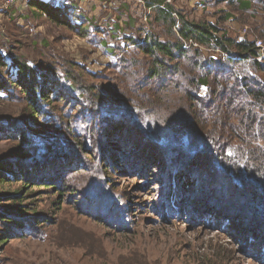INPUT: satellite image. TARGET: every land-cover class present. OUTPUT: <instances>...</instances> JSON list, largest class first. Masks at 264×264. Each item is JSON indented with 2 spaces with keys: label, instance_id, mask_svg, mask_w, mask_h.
Masks as SVG:
<instances>
[{
  "label": "trees",
  "instance_id": "obj_1",
  "mask_svg": "<svg viewBox=\"0 0 264 264\" xmlns=\"http://www.w3.org/2000/svg\"><path fill=\"white\" fill-rule=\"evenodd\" d=\"M135 1L144 2L155 24L167 27L172 37L163 39L156 30L142 41L125 37L115 47L123 57L108 68L116 72L115 82L120 73L118 89L99 83L108 79L106 74L88 73L71 62L56 71L12 56L13 66H9L0 54V102L23 106L21 119H0V142L15 143L0 154V203H8L7 210L19 203L15 209L22 214L20 203L31 190L27 186L34 184L29 181L32 173L35 183L51 190L55 176L47 178L48 174L57 169L68 175L85 168L86 156L111 167L118 159L117 150L111 143L102 150L101 142L120 138L123 153L132 154L137 166H143L151 155L156 158L154 166L162 167L165 159L170 160L163 177L180 184L182 194L197 181L178 172L201 170L204 179L198 185L206 189L200 195L219 198L210 202L201 198V202L236 228L243 231L244 226L261 234L264 253V0H212L248 18L251 34L241 41L222 28L224 22L236 19L227 13L217 23L195 22L169 0ZM27 6L29 16L8 12L11 28L30 20H47L83 37L90 31L100 32L77 3L28 0ZM131 47L139 56L127 57ZM201 48L222 57H204ZM163 94L171 98L164 101ZM45 125L55 132L45 131ZM50 161L56 162L46 165ZM65 175L58 173L55 178L65 182ZM17 182H24V193L11 190ZM177 192L167 196L173 205ZM16 218H0V224L22 226Z\"/></svg>",
  "mask_w": 264,
  "mask_h": 264
},
{
  "label": "rangeland",
  "instance_id": "obj_2",
  "mask_svg": "<svg viewBox=\"0 0 264 264\" xmlns=\"http://www.w3.org/2000/svg\"><path fill=\"white\" fill-rule=\"evenodd\" d=\"M3 1L0 0V4ZM27 2L15 0L6 13L14 10L16 16H29ZM169 2L195 22L217 23L224 13L236 17L221 26L239 41L251 34L246 22L248 18L227 5H216L212 0ZM200 3L204 7L199 8ZM144 5V2L137 4L135 0L90 1L83 11L93 19V28L98 27L100 32L90 31L85 37L47 20H30L18 29L11 28V18L6 22L2 15L0 54L9 66H13L12 56L35 67H52L56 71L63 70V65L71 62L84 67L88 73L106 74L108 79L99 83L108 89L116 86L118 89L120 73L117 72L115 82L116 72L108 68L123 57L115 47L125 37L142 41L152 30L163 39L172 37L168 31L166 33L167 27L155 24L154 14ZM109 31L115 32L111 34ZM201 51L204 57H222L219 52L207 48H201ZM129 55L139 56L134 47L127 52V57ZM87 80L94 83L88 77ZM162 97L164 101L171 98L169 94ZM20 109H23L22 105L0 102V119L4 116L21 119ZM44 127L49 133L55 132L52 126ZM103 142L102 150L109 143L117 150L118 159L111 163V167L101 161L94 163L86 156L85 168L72 170L71 174L65 175L64 171L58 172L57 169L50 171L47 178L56 177L58 173L66 176L65 182L54 177L52 183L57 185L54 188L50 183L51 190H47L45 184L35 183L37 180L32 173L29 181L34 184L27 186L31 190L20 203L22 214L15 209L19 203L8 210V203H0L1 219L11 221V217L19 216L16 220L19 219L22 225L8 227L0 224L3 238L0 264H264L259 240L261 234H253L244 226L243 231L236 228L226 217L217 214L215 208L201 202V198L209 202L219 201V198L200 195L206 189L198 185L204 179L201 170L190 168L178 172L179 176L186 174L197 181L186 194H182L180 184L163 177L170 160L165 159L162 167L154 166L156 158L151 155L143 166H137L131 160L132 154L123 153L120 138L105 141V145ZM13 144L1 141L0 154L10 151ZM94 144L97 145L96 141ZM126 148L130 149L129 146ZM46 150L43 152L50 153ZM134 155L142 156L141 153ZM53 162L56 161L46 162V165ZM94 164L97 166H92ZM105 165L108 168H104ZM106 169L107 172H103ZM23 186L24 182H17L11 190H23L24 193ZM177 190L179 206L167 198ZM184 197L185 202H180ZM263 230L264 226H261Z\"/></svg>",
  "mask_w": 264,
  "mask_h": 264
},
{
  "label": "crops",
  "instance_id": "obj_3",
  "mask_svg": "<svg viewBox=\"0 0 264 264\" xmlns=\"http://www.w3.org/2000/svg\"><path fill=\"white\" fill-rule=\"evenodd\" d=\"M38 1L45 2V3H49V2H57V3H77L79 5L80 9H83L84 10L85 8H87V5H89V2L90 1H93V0H38ZM96 1H101V0H96ZM135 2L137 4H139L138 1H135ZM16 13H17V11L15 12V14ZM9 18H10V15H8V13L3 14V18L2 19L5 20L6 22L9 20Z\"/></svg>",
  "mask_w": 264,
  "mask_h": 264
},
{
  "label": "built area",
  "instance_id": "obj_4",
  "mask_svg": "<svg viewBox=\"0 0 264 264\" xmlns=\"http://www.w3.org/2000/svg\"><path fill=\"white\" fill-rule=\"evenodd\" d=\"M15 2V0H5L0 5V17L5 14L11 7V5ZM259 42V41H258ZM261 42L258 43V46H260Z\"/></svg>",
  "mask_w": 264,
  "mask_h": 264
}]
</instances>
